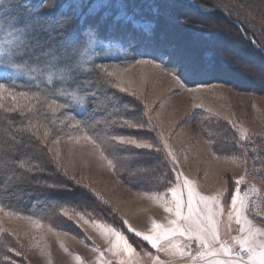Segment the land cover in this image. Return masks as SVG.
<instances>
[{
  "label": "rangeland",
  "instance_id": "obj_1",
  "mask_svg": "<svg viewBox=\"0 0 264 264\" xmlns=\"http://www.w3.org/2000/svg\"><path fill=\"white\" fill-rule=\"evenodd\" d=\"M193 1L202 11L216 12L203 15L190 7L181 12L185 20L178 21L171 18L179 11L170 0L60 1L61 6L75 5V13L91 15L102 8L110 9V14L117 13L111 16L116 22L125 19L134 24H106L108 12L89 17L99 36L116 44H101L108 56L125 55L118 46L121 41H115L118 36L127 37L132 45H142L143 56L101 66V87L93 94L97 110L91 117L97 120L88 124L91 127L69 114L63 135L52 132L47 123H33L36 143L25 135L17 137L11 124L0 127V152L8 155L0 158L3 191L23 194L21 189L29 186L40 191L56 187L80 195L65 204L41 198L31 214L0 204V258L8 255L13 264H216L217 260L229 259L231 253H211L218 251L221 243L238 252V240L247 236L249 228L255 234L253 243L264 242V79L260 78L264 50L243 34L249 30L264 48V0ZM142 5L147 11L156 9L155 18L146 15L150 12ZM135 26L146 30L139 38L133 33ZM31 27L52 37L57 30L56 25L49 28L36 19L27 23V28ZM188 27L206 43L204 52H211L223 65L208 66L181 38V29ZM2 30L0 26V60L8 59L10 47L25 41L21 31ZM98 46L92 41L81 62L93 59ZM31 72L32 77L35 72ZM86 96L71 92V105L81 111ZM38 107L51 112L61 109L38 93L7 86L0 99V110L4 111L30 114ZM125 118L144 126L121 128ZM31 121H25L28 128ZM13 135L23 139L27 147L9 153L7 146ZM112 135L135 138L152 147L115 145L108 142ZM185 180L196 193L193 219L202 216L204 205H197L202 196L215 213L218 240L205 247L193 225L192 232H178L162 240V247L152 248L129 228L150 233L154 222L165 229L187 228ZM236 180L239 185L233 183ZM237 188L234 207L231 200ZM171 189L176 190L181 204L179 217L175 211L177 197ZM240 198L246 207L238 217ZM116 221L128 229L127 238L135 252L109 251V242L114 243L115 237L108 229L120 231ZM8 247H15L22 255L8 252ZM0 264L8 262L0 259Z\"/></svg>",
  "mask_w": 264,
  "mask_h": 264
},
{
  "label": "trees",
  "instance_id": "obj_2",
  "mask_svg": "<svg viewBox=\"0 0 264 264\" xmlns=\"http://www.w3.org/2000/svg\"><path fill=\"white\" fill-rule=\"evenodd\" d=\"M31 1L32 2H29V4H26V0H15L16 4H13L14 1L11 0L0 5L1 28L5 32L21 31L23 32V36L25 38V41L10 47L8 59L3 58L4 63L9 65V71L7 74L0 75V82L10 88L38 93L39 96L44 97V99L48 102H54V104L58 105L61 109L59 112H51L50 110H45L44 107H38V110L31 111L30 114H26L25 111L21 113L18 110H0V127H4L6 124H11V127L12 129L14 128L13 130L16 132L17 137L20 138V136L25 135L36 143L37 137L33 133V123H47L52 128V132L58 135H63L67 132L65 130L66 122H64V120L69 114L72 115L79 123L83 124V126H87V128L91 127L88 126V124L94 123L95 120H97H93L91 117L94 116V112L97 110L93 100V94L99 87H101L99 84L100 78L103 76L101 66L114 62H121L128 57L137 59L143 56V49L140 44L132 45L130 42H127V37L126 39H123V36H118L115 41H121V44L118 46H121L125 55H119L116 58H111L106 54V47L101 46V44L107 46H114L116 44H114V41H110L108 37H100L97 30L93 27L95 24L92 23L89 17L93 16V14L98 15L100 12L101 15L102 13L108 12L110 21L106 18V24L110 22V24L115 26L118 24L122 26H127L128 24L134 25L129 22L127 23L125 19L117 20L116 22L114 17L111 16H115L117 13L110 14V9L102 8L99 10L100 12H95L89 15L88 13H75V5L73 7L66 6L64 4L61 6V0H53L54 2L52 7H43L42 5L44 4V0ZM170 1L178 7L179 11L174 15L175 18H171L177 19L178 21L185 20V16L181 12L186 9H190V7L195 8V11L203 15H212L216 12V10L204 12L184 0ZM141 7L144 11L147 9L144 5ZM148 8L150 9V7ZM124 9L125 12H128L126 8ZM135 10L136 9H133L134 12ZM148 12L150 13L146 14L145 12L144 14L148 16L150 15L151 17L153 15L155 18L156 9L147 11V13ZM218 13L221 15L220 11ZM67 15H72L73 18L71 23L65 25L62 29L56 31L53 30V37L45 31H38V28H27V23L31 19H36V22L39 25L41 23V25H45L46 27L50 26L49 28H54V25ZM55 20H57V22H54ZM144 20H147L145 16ZM241 25L243 24L241 23ZM132 30L137 38L141 37L142 34L146 32L145 29L143 30L141 28H137L136 26ZM248 31H246V29L243 30L244 36L247 38L252 37V40L255 41L256 45L264 50L259 38ZM89 32L93 33L92 40H89L87 36V33ZM69 38L71 39L70 42L67 41ZM181 38L193 46L199 56L204 58V61L208 66L217 67L224 64L221 59L217 58L211 52H204L203 49L206 43L204 44V41L202 42L199 35H197L192 29L190 30L189 27L181 29ZM92 41L99 43V46L95 50L96 56L89 62L82 63L81 59L83 53L88 49ZM247 42L253 45L251 40L247 39ZM254 50L255 52L261 54L260 50L257 48H254ZM205 53H209V55ZM31 71L35 72V75L32 77L30 75L32 73ZM71 92L87 95L85 107L81 111L77 107L71 105V97H69ZM90 119L93 121L88 122ZM28 120H32L29 122V128L27 127L28 123L25 122ZM15 122H19L21 124H18L19 126H17ZM21 128L24 129L23 132L20 131ZM6 156H8L6 153L3 154L0 152V158H4ZM155 157L158 158L156 155ZM2 186L3 184L0 176V204L19 209L22 213L26 214L32 213L31 209L35 208V202L41 198H45L53 203L65 204L74 202L80 196L78 194H73L74 192H71L70 189L65 190L56 187H49L47 188L48 190L40 191L31 186L22 188L21 192L23 194L20 192H18L19 194H16L14 191L7 194L2 190ZM15 195L18 196V198H16ZM114 224L126 237H130V233L125 226H122V224L118 221Z\"/></svg>",
  "mask_w": 264,
  "mask_h": 264
},
{
  "label": "snow or ice",
  "instance_id": "obj_3",
  "mask_svg": "<svg viewBox=\"0 0 264 264\" xmlns=\"http://www.w3.org/2000/svg\"><path fill=\"white\" fill-rule=\"evenodd\" d=\"M3 0H0V3H2ZM43 7H52L53 6V0H44ZM72 7V5H70ZM72 15L64 16L57 24L56 29H62L65 25L71 23L72 21ZM87 36L89 40L93 39V33L89 32L87 33ZM15 58V57H14ZM9 71V65L5 64L3 60H0V75L7 74ZM173 75L174 72H172ZM176 76V75H175ZM260 78L264 79V72L260 73ZM6 90V85L2 82H0V99H2V93ZM9 95H11L13 98L15 96L14 93H11L9 90ZM21 96L28 95L27 93H19ZM113 123H116L115 121ZM142 124H133L130 120L127 118L123 119V121L120 124L121 128L128 127V128H135V127H143ZM21 132L24 131L23 128L20 129ZM104 140H108V137L105 136ZM109 143H114L115 145H124V146H135L137 148H151L152 145L146 142H138L135 138H125L123 135H112L111 140L108 141ZM27 147V144L23 139H17L15 135H13L12 140L9 142V145L7 146V150L9 153H14L19 150H22L23 148ZM109 163L111 164L112 161L110 160ZM233 183L239 185L240 181L236 180ZM185 184L188 185V193H187V208L189 215L188 217H185L184 219L188 221V227L185 228L183 231L179 227L171 228V229H165L160 224L153 223L152 231L150 233H144L135 231L134 229L129 228L130 231H133L135 236L140 237L143 241L147 242L149 245H151L152 248H158V246L162 247L161 241L168 239L170 236L176 235V233H180L181 235L184 234V232H192L193 231V225H195V231L197 234V238L201 240L202 244L205 247H209L211 244L217 242L218 236L217 231L214 224V215L213 209L208 205L207 201L204 197H199V200L197 201V205L203 204L204 208L202 210V216H197L195 219H193L192 213H193V200L196 196V193L194 192L193 188L190 184H188V181L185 180ZM172 195L174 197H177L175 203H176V215L179 217L181 216V204L178 198V194L175 189H171ZM237 194H238V188L234 190L232 195L231 203L235 207L237 205ZM246 207V202L243 198L239 199V208L237 209V216L240 215V210L244 209ZM0 210H3L0 208ZM66 215V213H65ZM81 219H83V216H81ZM173 224L176 222L173 221ZM245 223H248L245 221ZM115 237V242L113 243L110 241V247L109 251H112L113 253L118 254H124V253H133L136 251L134 245L128 240V238L120 231L112 228L108 229ZM243 231V228L241 229ZM254 233L249 228L247 236L244 238L238 240V244L240 246V250L238 252H232V249L228 247L226 243H221L220 248L218 251H214L211 253V255H220L224 254L227 255L231 253V257L229 259L224 260H217L216 264H264V242L259 243H253L254 240ZM121 243L123 244V247H121ZM7 247V246H6ZM8 252H14L16 256H21L22 252L17 250L15 247H8ZM147 255H150V253H146ZM3 261H7L8 264H13L11 261V258L8 255L3 256ZM79 259V258H78ZM82 264V262H81ZM121 264H124V261H121ZM159 264V262H157Z\"/></svg>",
  "mask_w": 264,
  "mask_h": 264
},
{
  "label": "water",
  "instance_id": "obj_4",
  "mask_svg": "<svg viewBox=\"0 0 264 264\" xmlns=\"http://www.w3.org/2000/svg\"><path fill=\"white\" fill-rule=\"evenodd\" d=\"M189 3L193 4L194 6H196V4L194 3L193 0H187ZM204 12H209L210 10L208 9H203ZM255 43V41H253Z\"/></svg>",
  "mask_w": 264,
  "mask_h": 264
}]
</instances>
